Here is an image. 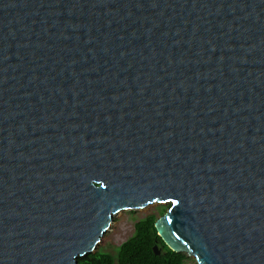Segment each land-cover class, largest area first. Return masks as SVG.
<instances>
[{"label": "water", "instance_id": "95a60500", "mask_svg": "<svg viewBox=\"0 0 264 264\" xmlns=\"http://www.w3.org/2000/svg\"><path fill=\"white\" fill-rule=\"evenodd\" d=\"M165 202L172 250L264 264V0H0V264Z\"/></svg>", "mask_w": 264, "mask_h": 264}, {"label": "trees", "instance_id": "16d2710c", "mask_svg": "<svg viewBox=\"0 0 264 264\" xmlns=\"http://www.w3.org/2000/svg\"><path fill=\"white\" fill-rule=\"evenodd\" d=\"M158 206L160 215L166 211ZM159 216L149 213L134 224L133 234L114 248L113 252L96 250L78 257V264H186L189 255L169 248L157 234L155 220ZM157 244L161 250L156 254L153 246Z\"/></svg>", "mask_w": 264, "mask_h": 264}, {"label": "rangeland", "instance_id": "374dc122", "mask_svg": "<svg viewBox=\"0 0 264 264\" xmlns=\"http://www.w3.org/2000/svg\"><path fill=\"white\" fill-rule=\"evenodd\" d=\"M169 202L159 204L157 206L151 207L149 209H135V210H122L114 215L115 224L110 226L108 230L105 231V235L110 240H100L96 246V250H104L113 252L114 248L129 238L134 232L135 222L144 217L149 213H156L159 215L157 207H166ZM186 264H197V261L189 256Z\"/></svg>", "mask_w": 264, "mask_h": 264}]
</instances>
